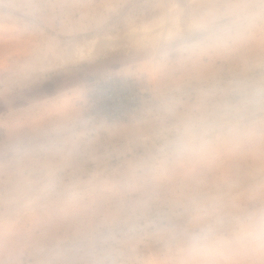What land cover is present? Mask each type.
<instances>
[{
    "label": "rangeland",
    "instance_id": "obj_1",
    "mask_svg": "<svg viewBox=\"0 0 264 264\" xmlns=\"http://www.w3.org/2000/svg\"><path fill=\"white\" fill-rule=\"evenodd\" d=\"M214 0H0V264H264L235 217L264 206V13L222 43L167 37ZM259 3L260 0H253ZM107 74L143 82L130 121L77 100ZM207 146L178 157L188 124ZM219 221L208 253L187 235Z\"/></svg>",
    "mask_w": 264,
    "mask_h": 264
},
{
    "label": "clouds",
    "instance_id": "obj_2",
    "mask_svg": "<svg viewBox=\"0 0 264 264\" xmlns=\"http://www.w3.org/2000/svg\"><path fill=\"white\" fill-rule=\"evenodd\" d=\"M264 13V0H214L210 5L196 10L179 28L167 37L169 43L183 51L195 50L207 44L222 43L257 15ZM264 107V95L247 97L244 107L228 106L222 118L228 122L243 119L244 109ZM211 128L206 122L191 123L183 127L175 140L174 152L178 157L202 151L208 143ZM241 226L242 238L256 244H264V206L244 210L235 217ZM219 221L204 224L191 231L186 246L193 256L208 253L214 242Z\"/></svg>",
    "mask_w": 264,
    "mask_h": 264
},
{
    "label": "built area",
    "instance_id": "obj_3",
    "mask_svg": "<svg viewBox=\"0 0 264 264\" xmlns=\"http://www.w3.org/2000/svg\"><path fill=\"white\" fill-rule=\"evenodd\" d=\"M148 96L139 79L107 74L90 80L77 102L94 118L123 123L135 117Z\"/></svg>",
    "mask_w": 264,
    "mask_h": 264
}]
</instances>
